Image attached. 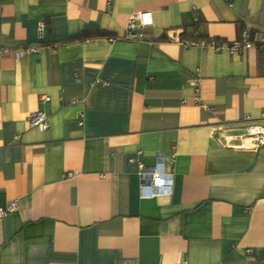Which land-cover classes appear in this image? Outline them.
I'll return each mask as SVG.
<instances>
[{"label":"crops","instance_id":"0c3cea01","mask_svg":"<svg viewBox=\"0 0 264 264\" xmlns=\"http://www.w3.org/2000/svg\"><path fill=\"white\" fill-rule=\"evenodd\" d=\"M244 28L264 40V0H0V47H38L0 55V264H264V50L174 40ZM172 145L142 197L137 161Z\"/></svg>","mask_w":264,"mask_h":264},{"label":"built area","instance_id":"2783aa9c","mask_svg":"<svg viewBox=\"0 0 264 264\" xmlns=\"http://www.w3.org/2000/svg\"><path fill=\"white\" fill-rule=\"evenodd\" d=\"M145 12H136L130 15L122 35L123 39H144V32L142 27L146 25V20L144 19ZM42 29V22L38 23V30ZM117 38V37H116ZM114 39V37H110ZM175 41L179 42L183 46L192 45V44H210L215 48L227 47L229 50H241L243 48L257 47L258 49L264 50V40H261L257 43L253 42L249 38V29L244 28L241 32L240 39L235 40L231 43H216L213 39L204 40L199 39L196 36V31L192 32L191 37L189 38H175ZM38 47L34 46H23L17 49L10 51L8 48L0 47V55L12 52L16 57L24 53H29L37 50ZM194 86L195 97L198 99V85L196 81H192ZM42 99L47 100V96H43ZM73 101V99H72ZM27 123L29 126L36 127L40 130H44L48 126V115L45 111L41 109H35L27 113ZM245 135L249 143L247 145H242L250 147L253 144H264V127L259 124L251 123L245 127ZM175 146L172 145L168 153V159L165 158L163 153L159 154L156 158V161L147 165L142 161H137V176L139 179V193L142 197H154L164 194H169L171 191L173 173L170 167L171 161L175 157ZM66 176H71L72 173L69 171L65 174ZM16 208V200L9 201L5 206H0V218L6 216Z\"/></svg>","mask_w":264,"mask_h":264},{"label":"trees","instance_id":"16d2710c","mask_svg":"<svg viewBox=\"0 0 264 264\" xmlns=\"http://www.w3.org/2000/svg\"><path fill=\"white\" fill-rule=\"evenodd\" d=\"M99 33V32H98ZM99 34H102V32L101 33H99ZM191 34V33H190ZM197 34V33H196ZM104 35V34H103ZM105 35H108V34H105ZM189 36V35H188Z\"/></svg>","mask_w":264,"mask_h":264}]
</instances>
